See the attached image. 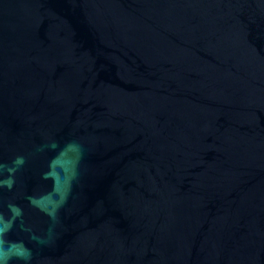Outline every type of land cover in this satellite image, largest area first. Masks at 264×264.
I'll return each mask as SVG.
<instances>
[{"label":"water","instance_id":"water-1","mask_svg":"<svg viewBox=\"0 0 264 264\" xmlns=\"http://www.w3.org/2000/svg\"><path fill=\"white\" fill-rule=\"evenodd\" d=\"M0 264H264V0H0Z\"/></svg>","mask_w":264,"mask_h":264}]
</instances>
